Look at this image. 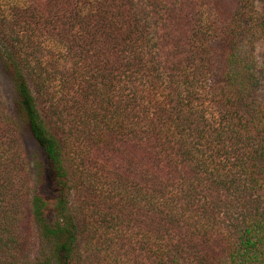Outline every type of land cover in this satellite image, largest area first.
Here are the masks:
<instances>
[{"label":"trees","instance_id":"16d2710c","mask_svg":"<svg viewBox=\"0 0 264 264\" xmlns=\"http://www.w3.org/2000/svg\"><path fill=\"white\" fill-rule=\"evenodd\" d=\"M256 3L0 5V264H264Z\"/></svg>","mask_w":264,"mask_h":264},{"label":"rangeland","instance_id":"374dc122","mask_svg":"<svg viewBox=\"0 0 264 264\" xmlns=\"http://www.w3.org/2000/svg\"><path fill=\"white\" fill-rule=\"evenodd\" d=\"M12 0H0V5L3 2L7 3ZM257 7L264 9V0H256ZM264 34V33H263ZM254 55L257 56V66L260 71L261 88L257 91V95L264 99V36L258 40ZM258 71V70H257ZM15 93L10 80L5 73L3 66L0 62V100L7 106L8 110L14 113L15 110ZM24 144L27 149L28 159L30 161L31 171L34 180L37 178V167L43 168V183L41 186V192L48 198L54 199L58 195V185L55 172L52 164L48 160L46 153L39 147L34 137L27 131H23ZM75 194L71 196V205L75 206Z\"/></svg>","mask_w":264,"mask_h":264}]
</instances>
